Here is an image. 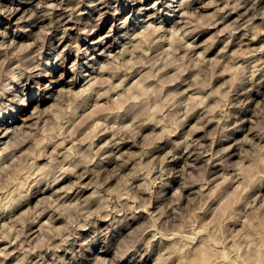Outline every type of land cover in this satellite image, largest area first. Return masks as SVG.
Listing matches in <instances>:
<instances>
[{
    "label": "rangeland",
    "instance_id": "374dc122",
    "mask_svg": "<svg viewBox=\"0 0 264 264\" xmlns=\"http://www.w3.org/2000/svg\"><path fill=\"white\" fill-rule=\"evenodd\" d=\"M102 1L0 0V264H264V0Z\"/></svg>",
    "mask_w": 264,
    "mask_h": 264
},
{
    "label": "bare ground",
    "instance_id": "6f19581e",
    "mask_svg": "<svg viewBox=\"0 0 264 264\" xmlns=\"http://www.w3.org/2000/svg\"><path fill=\"white\" fill-rule=\"evenodd\" d=\"M162 1H163V3H165V11H166V10H170L172 7H174V4H175V3H178V2H179V0H162ZM183 1H184V0H183ZM237 1H238V0H237ZM237 1L235 0V2H237ZM239 1H240V0H239ZM242 1H243V0H242ZM246 1H247V0L243 1L242 3H241V1H240L239 4H237L238 2H237V3L234 2V3L237 4V5L235 6V4H233V5H234V6L232 5L233 7H232V6H231V7H226V6H227V5H226L225 8H223L221 11L224 12V10L227 9V10H229L230 14H228V11H227L228 16L225 17L224 15H225L226 13L224 14L223 12H221V13H223L224 15H221V16L218 15L219 17H218V18L216 17L217 19H215L216 22L214 23V21H213V23H212V24L214 25V27H213L212 25H211V27H213V28L216 29V28L219 27L221 24H225V22L229 21V20H230L235 14L237 15V18H235L233 22L237 23L236 25H237L238 28H241V26H245L246 24H249V23H247V22H249V21L246 20V19H247L248 15H250V12H249V9H246V8L248 7V4H247L248 2H246ZM248 1H249V0H248ZM250 1H251V0H250ZM75 2H76V1H75ZM101 2H103V1L101 0ZM104 2H105V1H104ZM181 3H182V2H181ZM250 4H251V3H250ZM104 5H105V4H104ZM73 6H74V5H73ZM71 7H72V6H71ZM74 7H75V6H74ZM185 7H186V6H185ZM250 7L253 8V9H251L252 11L254 10V8H255V10H256V7H255V6L252 7V5H251ZM68 8H69V7H68ZM72 8H73V7H72ZM180 8H181V6H180ZM182 8H183V7H182ZM186 8H188V7H186ZM56 9H57V8H56ZM173 9H174V8H173ZM244 9H246V11L243 12V13H241V11L244 10ZM67 10H68V9H67ZM67 10H66V11H67ZM138 10H139V9H138ZM175 10H176V9H175ZM16 12H17V9L13 10V12H10L11 16H12V15H15ZM71 12H72V11H71ZM167 12H168V11H167ZM240 13H241V14H240ZM251 14H252V13H251ZM169 15H170V14H169ZM172 15H173V14H172ZM181 15H183V14H181ZM253 15H255V13H254ZM263 15H264V14H263ZM42 16H43V15H42ZM255 16H256V15H255ZM60 17H61V16H60ZM250 17H251V16H250ZM259 17H260V16H259ZM251 18H252V17H251ZM254 18H255V17H254ZM37 19H40V21H41L42 17H38ZM79 19H80V18H79ZM252 19H253V18H252ZM42 20L44 21L45 18H43ZM167 20H168V19H167ZM249 20H250V19H249ZM40 21H38V22H40ZM49 21H50V20H49ZM32 22H33V21H32ZM32 22H31V24H30L29 26H32ZM252 22H253V21H252ZM34 23H37V21H36V22L34 21ZM81 23H82V22H81ZM51 24H52V23H51ZM187 25H188V24H187ZM191 25H192V24H191ZM221 26H222V25H221ZM227 26H228V25H227ZM211 27H209V29H210ZM213 28H212V29H213ZM226 28H228V27H226ZM226 28L224 27V29H226ZM238 28H237V29H238ZM243 28H244V27H243ZM248 28H249V27H248ZM65 29H66V28H65ZM147 29H148V28H147ZM207 29H208V28H207ZM224 29H223V30H224ZM229 29L232 30V28H229ZM241 29H242V28H241ZM241 29H239V30H241ZM245 29H247V28H245ZM251 29H252V28H251ZM145 30H146V29H145ZM252 30H253V29H252ZM252 30H251V31H252ZM225 31H226V30H225ZM251 31H250V32H251ZM260 31H261V30H260ZM262 31H263V30H262ZM147 32H149V31H147ZM186 32H188V30H187ZM247 32H248V31H247ZM64 33H65V32H64ZM154 33H155V32H154ZM178 33H179V32H178ZM223 33H225V32H223ZM235 33H236V32H235ZM262 33H263V32H262ZM49 34H50V33H49ZM183 34H184V33H183ZM185 34H186V33H185ZM245 34H246V33H245ZM258 34H259V33H258ZM260 34H261V33H260ZM138 35H139V34H138ZM141 35H142V34H140V36H141ZM172 35H173V34H172ZM186 35H187V34H186ZM191 35H192V34H191ZM191 35H190V36H191ZM242 35H243V34H242ZM255 35H256V34H255ZM65 36H66V34H65ZM85 36H86V35H85ZM153 36H154V35H153ZM221 36H222V35H221ZM227 36H229V35L227 34ZM230 36H231V35H230ZM230 36H229V37H230ZM232 36H234V35H232ZM69 37H70V36H69ZM86 37H88V35H87ZM135 37H136V36H135ZM137 37H138V36H137ZM137 37H136V38H137ZM141 37H142V36H141ZM183 37H184V36H183ZM136 38H135V39H136ZM138 38H140V37H138ZM142 38H143V37H142ZM163 38H164V37H163ZM247 38H248V37H247ZM256 38H257V37H256ZM52 39H53V38H52ZM67 39H68V36H67ZM69 39H70V38H69ZM77 39H78V38H77ZM135 39H134V40H135ZM165 39H166V38H165ZM228 39H229V38H228ZM261 39H262V38H261ZM141 40H142V39H141ZM144 40H145V39H144ZM144 40H143V41H144ZM184 40H185V39H184ZM248 40H249V38H248ZM258 40H259V39H258ZM76 41H77V40H76ZM177 41L180 42V40H177ZM228 41H229V40H228ZM140 42H141V41H140ZM145 42H146V41H145ZM145 42H144V44H145ZM239 42H240V41H239ZM35 43H36V42H35ZM77 43H78V42H77ZM149 43H150V42H149ZM149 43H148V44H149ZM241 43H242V42H241ZM13 44H14V43H13ZM91 44H92L91 47H94V46L98 45V43H94V42L91 43ZM148 44H147V45H148ZM173 44H174V42H173ZM30 45H31V44H30ZM35 45H36V44H35ZM137 45H138V43H137ZM139 45H140V44H139ZM227 45H228V44H227ZM232 45H233V44H232ZM28 46H29V45H28ZM142 46H143V44H142ZM182 46H183V45H182ZM187 46H188V45H187ZM189 46H190V44H189ZM228 46H229V45H228ZM137 47H138V46H137ZM137 47H136V48H137ZM139 47H140V46H139ZM184 47H185V46H184ZM235 47H236V46H235ZM240 47H241V46H240ZM1 48H2V47H1ZM76 48H77V51H78V52H80V51L82 50V47H79V44H77ZM152 48H153V47H152ZM157 48H158V47H157ZM191 48L194 49V47H191ZM228 48H229V47H228ZM94 49H95V48H94ZM137 49H138V48H137ZM158 49H159V48H158ZM162 49H163V48H162ZM245 49H246V48H245ZM251 49H252V48H251ZM251 49H250V50H251ZM3 50H4V49H3ZM138 50L140 51L141 49H138ZM180 50H181V49H180ZM184 50H185V49H184ZM190 50H191V49H190ZM236 50H237V49H236ZM236 50H235V51H236ZM252 50H253V49H252ZM254 50H255V49H254ZM256 50H258V49H256ZM132 51H135V50L133 49ZM142 51H144V50H142ZM225 51H226V49H225ZM233 51H234V50H233ZM233 51H232V53H233ZM235 51H234V52H235ZM238 51H239V50H238ZM243 51H244V49H243ZM245 51L247 52V50H245ZM4 52H5V51H4ZM7 52H8V51H7ZM251 52H252V51H250V53H251ZM257 52H258V51H257ZM1 53H2V52H1ZM1 53H0V54H1ZM33 53H34V52H33ZM125 53H126V51H125ZM127 53H128V52H127ZM127 53H126V54H127ZM221 53H222V52H221ZM235 53H236V52H235ZM240 53H241V52H240ZM3 54H4V53H3ZM3 54H2V55H3ZM6 54H7V53H6ZM123 54H124V53H123ZM126 54H125V55H126ZM222 54H223V53H222ZM233 54H234V53H233ZM233 54H232V55H233ZM237 54H238V53H237ZM242 54H243V53H241V56H242ZM248 54H249V53H248ZM251 54H252V53H251ZM251 54H250V55H251ZM4 55H5V54H4ZM7 55H8V54H7ZM83 55H84V54H83ZM223 55H224V54H223ZM227 55H228V54H227ZM230 55H231V54H230ZM230 55H229V56H230ZM29 56H31V55H29ZM221 56H222V55H221ZM238 56H239V54H238ZM245 56H246V55H245ZM226 57H227V56H226ZM235 57H236V56H234V58H235ZM239 57H240V56H239ZM253 57H254V56H253ZM253 57H252V58H253ZM3 58H5V57H3ZM28 58H29V57H28ZM77 58H78V56H77ZM224 58H225V57H224ZM237 58H238V57H237ZM241 58H242V57H241ZM256 58H257V57H256ZM228 59H230V58H228ZM235 59H236V58H235ZM10 60H11V59H10ZM239 60H240V59H239ZM243 60H244V59H243ZM259 60H260V59H259ZM18 61H19V60H18ZM64 61H65V60H64ZM233 61H234V60H233ZM254 61H255V60H254ZM257 61H258V60H257ZM220 62H221V61H220ZM223 62H224V61H223ZM231 62H232V61H231ZM252 62H253V61H252ZM255 62H256V61H255ZM261 62H262V61H261ZM4 63H5V62H4ZM8 63H9V62H8ZM229 63H230V62H229ZM229 63H228V64H229ZM119 64H122V63H119ZM123 64H124V63H123ZM206 64H207V63H206ZM206 64H205V65H206ZM231 64H232V63H231ZM233 64H234V63H233ZM201 65H202V64H201ZM222 65H223V64H222ZM255 65H257V63L254 64L253 67H255ZM262 65H263V64H262ZM19 66H20V65H19ZM251 66H252V65H251ZM38 67H39V66H38ZM102 67H103V66H102ZM112 67H113V66H112ZM112 67H111V69H112ZM224 67H225V66H224ZM261 67H262V66H261ZM21 68H22V67H21ZM28 68H30V67H28ZM36 68H37V67H36ZM114 68H115V67H113V69H114ZM116 68H117V67H116ZM116 68H115V69H116ZM230 68L232 69V67H230ZM243 68H244V67H243ZM243 68H242V70H243ZM16 69H17V68H16ZM74 69H75V68H74ZM91 69H92V67L88 69L89 72H90ZM223 69H224V68H223ZM236 70H238V69H236ZM240 70H241V69H240ZM245 70H246V69H245ZM245 70H244V71H245ZM247 70H248V69H247ZM249 70H250V69H249ZM254 70L256 71V69H254ZM254 70H253V71H254ZM257 70H258V69H257ZM262 70H263V69H262ZM49 71H50V67L48 68V71H46V72H47V73H46V77H49V76H50V74H49L50 72H49ZM106 71H107V70H106ZM220 71H221V70H220ZM227 71H229V70H227ZM253 71H252V72H253ZM23 72H25V71H23ZM93 72H94V71H93ZM107 72H110V71H107ZM217 72H218V71H217ZM222 72H223V70H222ZM224 72H225V71H224ZM261 72H262V71H261ZM12 73H13V72H12ZM103 73H104V72H103ZM229 73H230V72H229ZM229 73H228V74H229ZM231 73H232V72H231ZM242 73H244V72H242ZM255 73H256V72H255ZM93 74H94V73H91V74L89 73V77L92 76ZM97 74H98V73H97ZM101 74H102V73H101ZM104 74H105V73H104ZM221 74H222V73H221ZM263 74H264V73H262V75H263ZM11 75H13V74H11ZM219 75H220V74H219ZM219 75H215V76H218V77L222 76V75H220V76H219ZM224 75H226V74H223V76H224ZM254 75H255V74H254ZM15 76H16V75L10 76L11 78H13V82H14V84L18 83L17 80H15V78H14ZM223 76H222V77H223ZM229 76H230V75H229ZM7 77H8V76H7ZM17 77H18V76H17ZM24 77H25V76H24ZM46 77H45V78H46ZM92 77H93V76H92ZM125 77H126V76H125ZM243 77H244V76H243ZM245 77H246V76H245ZM251 77H252V76H251ZM8 78H9V77H8ZM11 78H10V79H11ZM93 79H98V77H97V78H96V77H93ZM93 79H92V80H93ZM102 79H103V78H102ZM186 79H187V78H186ZM189 79H190V78H189ZM251 79H252V78H251ZM99 80H100V78H99ZM99 80H98V82H99ZM219 80H220V79H219ZM242 80H244V78H243ZM242 80H241V81H242ZM4 81H5V80H4ZM90 81H91V80H90ZM101 81H102V83H103V80H101ZM101 81H100V82H101ZM217 81H218V79H217ZM93 82H95V81L93 80ZM93 82H92V83H93ZM96 82H97V81H96ZM98 82H97V83H98ZM181 82H182V81H181ZM214 82H215V81H214ZM248 82H249V81H248ZM50 83L53 84V83H54V80H50ZM92 83H91V85L89 84L90 87H88V90H91V88H93L92 86H93L94 83H93V84H92ZM97 83H96V84H97ZM104 83H105V82H104ZM238 83H239V82H238ZM243 83H244V82H243ZM0 84H1V83H0ZM6 84H7V83H6ZM3 85H4V84H3ZM11 85H12V84H11ZM239 85H240V84H239ZM94 86H95V84H94ZM97 86H99V85H97ZM191 87H192V86H191ZM1 88H2V87H1ZM48 88H50V85L48 86ZM111 88H112V87H111ZM238 88H239V87H238ZM241 88H242V87H241ZM243 88H244V87H243ZM86 89H87V88H85V90H86ZM109 89H110V88H109ZM195 89H196V88H195ZM198 89H199V88H198ZM10 90H12V88H11V86H10V84H9V85L7 86V88L5 89V91H10ZM188 90H189V89H188ZM22 91H23V90H22ZM82 91H83V90H82ZM86 91H87V90H86ZM196 91H197V90H196ZM236 91H238V90H236ZM80 92H81V91H80ZM84 92H85V91H84ZM92 92H93V91H92ZM105 92H107V91H105ZM183 92H184V90H183ZM241 92H242V91H241ZM78 93H79V92H78ZM245 93H246V92H245ZM73 94H75V93L73 92ZM63 95H64V94H63ZM79 95H80V93H79ZM79 95H75V96L79 98V97H80ZM95 95H96V94H95ZM106 95H107V94H106ZM106 95H105V96H106ZM14 96H16V95L14 94ZM46 96H47V95H46ZM46 96H45V97H46ZM75 96H73V97H75ZM99 97H101V96H99ZM106 97H107V96H106ZM238 97H239V96H238ZM58 98H59V97H58ZM67 98L70 99L69 96H67ZM87 98H89V97H87ZM104 98H105V97H104ZM104 98H103V99H104ZM68 99H67V100H68ZM81 99H82V98H81ZM28 100H29V99H24L23 102L21 101V102H22V103H21V108H24L22 112H24V111H26V110L28 109V108H27V109L25 108L26 106L29 107V109H30V108H33L32 105H30V104H27V105H26V103H27ZM78 100H80V99H78ZM85 101H86V100H85ZM80 102H81V101H80ZM83 102H84V101H83ZM89 102H90V101H89ZM109 102H110V101H109ZM240 103H241V102H240ZM65 104H66V103H65ZM81 105H82V104H81ZM85 105H86V104H85ZM95 105H97V104H95ZM180 105H181V104H180ZM87 106H88V105H87ZM97 106H98V105H97ZM93 107H94V105H93ZM95 107H96V106H95ZM13 111H14V110H13ZM14 112H15V111H14ZM22 112H21V111H17L16 114H13V113L10 114V113H9L10 116H9L8 120H9V119H16V118L18 117V113L20 114V113H22ZM38 112H41V111H39V109H38ZM38 114H40V113H38ZM32 115H33V113H32ZM127 115H128V114H127ZM255 115H256V114H255ZM255 115H254V116H255ZM95 116H97V115H95ZM95 116H94V117H95ZM39 117H40V116H39ZM39 117H38V118H39ZM98 117H100V116L98 115ZM120 117H121V116H120ZM188 117H189V116H188ZM207 117H208V116H207ZM33 118H34V117H33ZM33 118H31V116H29L27 119H26V118H24V119L27 120V121H28V120H31V121H32ZM121 118H122V117H121ZM191 118H192V117H191ZM101 119H102V118H101ZM184 119H185V118H184ZM208 119H209V118H208ZM8 120L4 121L5 125H6V123L9 122ZM99 120H100V119H99ZM125 120H126V119H125ZM186 120H188V119L186 118ZM210 120H211V119H210ZM248 120H249V119H248ZM16 121H17V120H16ZM23 121H24V120H23ZM97 121H98V120H97ZM103 121H105V120H103ZM120 121H121V120H120ZM134 121H135V120H134ZM182 121H183V120H182ZM201 121H202V120H201ZM212 121H213V120H212ZM212 121H211V122H212ZM2 122H3V121H2ZM114 122H115V121H114ZM184 122H185V121H184ZM202 122H203V121H202ZM209 122H210V121H209ZM211 122H210V123H211ZM182 123H183V122H182ZM204 123H205V122H204ZM206 123H207V122H206ZM96 124H97V123H96ZM96 124H95V125H96ZM97 125H98V124H97ZM102 125H103V124H102ZM102 125H101V127H102ZM133 125H134V124H133ZM182 125H183V124H182ZM182 125H181V126H182ZM103 126H104V125H103ZM104 127H105V126H104ZM178 127H179V126H178ZM15 128H16V127H15ZM17 128H18V127H17ZM17 128H16V129H17ZM19 128H20V127H19ZM25 128H26V127H25ZM105 128H106V127H105ZM105 128H104V129H105ZM135 128H137V127H135ZM5 130H8V129H6V128L4 127V131H5ZM9 130H10V128H9ZM16 131H17V130H16ZM99 131H101V130H99ZM103 132H105V131H103ZM114 132H115V131H114ZM119 132H120V134H121V130H119ZM13 133H14V132H13ZM16 133H18V131H17ZM22 133H23V131H22ZM26 133H27V132H26ZM14 134H15V133H14ZM98 134H99V133H98ZM112 134H113V133H112ZM10 135H11V134H10ZM67 136H68V135H67ZM96 136H97V135H96ZM114 136L116 137V134H114ZM258 136H259V135H258ZM7 137H8V136H7ZM11 137H12V136H11ZM18 137H19V136H18ZM63 137H64V136H63ZM69 137H70V136H69ZM122 138H123V135H122ZM259 138H260V137H259ZM99 139H100V138H99ZM113 139H114V138H113ZM126 139H127V138H126ZM1 140H2V139H0V141H1ZM53 140H54V139H53ZM69 141H70V140H69ZM114 141H115V140H114ZM121 141H122V140H121ZM10 142H11V140H10ZM42 142H43V141H42ZM50 142H51V141H50ZM61 142H62V140H61ZM124 142H125V141H124ZM70 143H71V142H70ZM187 143H188V142H187ZM13 144H14V143H13ZM51 144H52V142H51ZM53 144H54V143H53ZM61 144H63V142H62ZM61 144H60V145H61ZM106 144H107V143H106ZM60 145H59V146H60ZM133 145H135V144H133ZM188 145H190V144H188ZM50 146H51V145H50ZM56 146H57V145H56ZM59 146H58V147H59ZM108 146H109V145H108ZM7 147H8V146H7ZM7 147H6V148H7ZM53 148H54V147H53ZM112 148H113V147H112ZM189 148H190V147H189ZM189 148H187V149H189ZM13 149H14V148H13ZM55 149H57V147H55ZM101 149H102V148H101ZM15 150H16V149H15ZM67 150H68V149H67ZM4 151H5V150H4ZM53 151H54V149L52 150V152H53ZM68 151H69V150H68ZM68 151H67V152H68ZM0 152H1V151H0ZM2 152H3V151H2ZM2 152H1V154H2ZM52 152H51V153H52ZM191 152H192V151H191ZM5 153H6V152H5ZM7 155H8V154H7ZM66 155H68V154H66ZM111 155H112V154H111ZM199 155H200V154H199ZM215 155H218V154H215ZM43 156H45V155H43ZM196 156H197V155H196ZM200 156H202V155H200ZM214 157H215V156H214ZM214 157H213V158H214ZM12 158H13V157H12ZM108 158H109V157H108ZM44 159H45V158H44ZM210 159H211V158H210ZM210 159H209V160H210ZM16 162H17V160H16ZM209 162H210V161H209ZM33 163H34V162H33ZM33 163H32V164H33ZM75 164H76V162H75ZM75 164H74V165H75ZM100 164H101V163H100ZM222 164H223V163H222ZM1 165H2V164H1ZM79 165H80V164H79ZM187 165H188V164H187ZM9 166H10V165H9ZM30 166H31V165H30ZM189 166H191V165H189ZM189 166H188V167H189ZM10 167H11V166H10ZM10 167H9V168H10ZM17 167H18V166H17ZM73 167H76V165L73 166ZM172 167H173V166H172ZM226 167H227V165H226ZM13 168H15V167H13ZM13 168H12V169H13ZM77 168H78V167H77ZM0 169H1V168H0ZM3 169H4V168H3ZM3 169H2V170H3ZM30 169H32V166H31ZM2 170H1V171H2ZM34 170H35V169H34ZM65 170H66V169H65ZM74 170H76V169H73V171H74ZM91 170H92V169H91ZM102 170H103V168H102ZM173 170H175V169L173 168ZM31 171H32V170H31ZM70 171H72V170H70ZM84 171H85V170H84ZM222 171H223V169H222ZM100 172H101V171H100ZM56 173H57V172H56ZM83 173H84V172H83ZM90 173H91V172H90ZM93 173H94V172H93ZM35 174H36V173H35ZM25 175H26V174H25ZM63 175H64V174H63ZM6 176H7V175H6ZM52 176H53V175H52ZM79 176H80V175H79ZM24 177L26 178V176H24ZM83 177H84V175H83ZM238 177H239V176H238ZM30 178H31V177H30ZM79 178H80V177H79ZM81 178H82V177H81ZM239 178H240V177H239ZM52 179H53V178H52ZM25 180H26V179H25ZM25 180H24V181H25ZM35 180H36V179H35ZM40 180H41V179H40ZM54 180H55V179H54ZM57 180H58V179H57ZM107 180H108V178H107ZM24 181H23V182H24ZM36 181H37V180H36ZM44 181H45V180H44ZM234 181H235V180H234ZM39 182H40V181H39ZM104 182H106V181L104 180ZM232 182H233V181H232ZM24 183H25V182H24ZM37 183H38V182H37ZM45 183H46V182H45ZM75 183H76V182H75ZM77 183H78V182H77ZM21 184H22V183H20V185H21ZM38 184H39V183H38ZM22 185H23V184H22ZM22 185H21V186H22ZM78 185H79V184H78ZM102 185H103V184H102ZM262 185H264V184H262ZM22 187H23V186H22ZM83 187H84V186H83ZM202 187H203V186H202ZM261 187H262V186H261ZM73 188H74V186H73ZM75 188H76V187H75ZM78 188H79V187H78ZM81 188H82V185H81ZM82 190H83V189H82ZM201 190H202V188H201ZM11 191H12V190H11ZM258 191H260V190H258ZM12 193H13V192H12ZM12 193H11V194H12ZM11 196H12V195H11ZM21 197H22V195H21ZM21 197H19V198H21ZM25 197H26V196H25ZM258 197H259V195H258ZM6 199H7V198H6ZM14 199H15V198H14ZM2 200H3V199H2ZM20 200H21V199H20ZM25 200H26V199H25ZM17 201H18V200H17ZM76 201H78V200L76 199ZM8 202H9V201H8ZM18 202H19V201H18ZM9 203H10V202H9ZM18 204H19V203H18ZM9 205H10V204H9ZM1 206H2V205H1ZM20 206H21V205H20ZM20 206H19V207H20ZM9 207H10V206H9ZM143 207H145V205H143ZM2 208H3V207H2ZM5 208H6V207H5ZM5 210H6V209H5ZM143 212H144V211H143ZM41 213H42V212H41ZM43 214H44V213H43ZM58 214H59V213H58ZM36 215H37V217H38L39 214L37 213ZM1 216H2V215H1ZM3 216H4V215H3ZM39 216H40V215H39ZM8 217H9V216H8ZM106 217H107V216H106ZM38 218H39V217H38ZM139 218H140V217H139ZM123 219H124V218H123ZM34 220H35V219H34ZM137 220H138V219H137ZM157 221H158V220H157ZM31 222H32V221H31ZM122 222H123V221H122ZM35 223H37V222H35ZM4 226H5V224H4ZM39 227H40V225H39ZM126 227H127V226H126ZM4 228H5V227H4ZM41 228H42V226H41ZM28 230H29V229H28ZM39 230H41V229H39ZM39 230H38V231H39ZM125 230H126V229H125ZM19 231H20V230H19ZM40 232H41V231H40ZM40 232H39V233H40ZM23 233H24V232H23ZM36 233H37V232H36ZM39 233H38V234H39ZM24 234H25V233H24ZM170 234H171V233H170ZM2 236H3V235H2ZM19 236H20V235H19ZM155 236H156V235H155ZM172 236H173V235H172ZM4 237H5V236H4ZM4 237H1V238H4ZM21 239H22V238H21ZM3 240H4V239H3ZM13 241H14V240H13ZM14 242H15V241H14ZM25 242H26V241H25ZM29 242H30V241H29ZM12 243H13V242H12ZM20 243L22 244V242H20ZM23 243H24V242H23ZM26 244H27V243H26ZM21 246H22V245H21ZM21 246H19V247L21 248ZM28 247H29V246H28ZM5 249H6V248H5ZM25 251H26V250H25ZM11 252H13V251H11ZM8 255H9V254H8ZM10 255H11V253H10ZM202 256H203L204 258H206L204 255H202ZM96 259H97V258H96ZM98 259H102V258H98ZM102 261H103V260H102Z\"/></svg>",
    "mask_w": 264,
    "mask_h": 264
}]
</instances>
